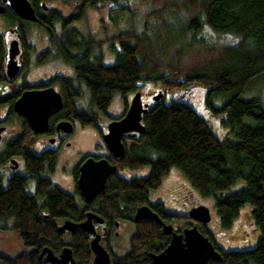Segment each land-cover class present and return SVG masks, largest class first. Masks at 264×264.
Instances as JSON below:
<instances>
[{
    "label": "trees",
    "instance_id": "16d2710c",
    "mask_svg": "<svg viewBox=\"0 0 264 264\" xmlns=\"http://www.w3.org/2000/svg\"><path fill=\"white\" fill-rule=\"evenodd\" d=\"M29 1L35 4L39 0ZM74 1V13L63 15L50 9L39 19L55 57L73 70L72 78L57 75L54 80L63 98L57 118L98 128V114L105 113L114 94L126 97L138 92L140 84L152 82L160 86L163 96L153 99L144 114V132L122 138L124 158L115 159L109 153L104 156L117 171L89 204L81 199L78 203L75 196L54 187L49 178L39 177L43 171H52L55 154L23 151L26 141L20 138L7 145L0 166L20 153L28 175L4 180L0 174V221L10 222L22 244L14 257L0 253V264H46L39 258L43 248L58 255L64 247L71 250L75 264H92L86 233L57 231L59 221L78 223L89 212L108 224L128 220L135 225L129 250L124 255L113 254L111 264H154L150 255L164 251L170 237L155 220L134 221L136 209L144 205L169 224H183L184 228L197 225L214 243L204 224L169 213L161 202L150 203V191L160 187L172 168H177L202 197L215 198L224 230L231 229L241 207H253L254 223L260 231L256 245L229 251L216 247L222 261L210 260L208 264H264V101L243 97L250 82L264 71V0H143L151 5L147 19L153 22L146 20L143 29L132 26L112 36L107 45L113 54L110 61L92 57L94 41L90 35L77 32L73 24L83 18L85 10L101 7H108L111 15L134 17L130 1ZM206 30L234 41L211 39ZM50 54L47 49L41 58ZM195 86L205 88L206 109L210 116L221 117L233 139L218 138L208 120L187 101H165L167 93ZM144 167L149 172L143 177L128 179L120 174ZM77 175L78 166L73 171L74 182ZM33 178L40 202L25 189L26 181ZM240 180L246 185L226 194Z\"/></svg>",
    "mask_w": 264,
    "mask_h": 264
},
{
    "label": "rangeland",
    "instance_id": "374dc122",
    "mask_svg": "<svg viewBox=\"0 0 264 264\" xmlns=\"http://www.w3.org/2000/svg\"><path fill=\"white\" fill-rule=\"evenodd\" d=\"M129 1L132 11L135 12L134 17L130 14L111 15L108 7H101L98 10H85L83 18L73 24L77 32H80L84 36L90 35L94 41L95 44L91 52L92 57L102 56L105 61H110L111 55L113 54L109 53L107 46L108 40L121 31H127L132 26L137 29H143L146 20H151L147 19L149 12L152 10L150 3L143 0ZM45 4L57 9L63 15L74 13L76 7L74 0H53L46 1ZM6 28V25L0 21V34L4 35ZM206 33L211 39L234 41L233 38L218 36L208 30H206ZM30 39L31 41L37 42L38 48H44L48 44L47 40H45L44 33L37 31L33 27ZM29 74L31 80L48 79L54 74H61L65 77L72 78L73 70L70 65L57 58L40 66L32 65ZM159 91L160 86L158 84L146 82L140 84L138 93H141L143 104L151 105L154 102L153 97ZM82 92L84 95L83 98L87 99L86 91L82 89ZM205 94L206 90L201 86H195L188 90L176 89L166 94L165 101L169 103L173 98H181L187 101L200 115L208 120L218 138L233 139L229 135V129L223 126L221 117L210 116L204 104ZM134 96L135 93L127 94L126 97L120 94H114L105 113L98 114V128L89 125L82 126L74 121L73 131L66 144L57 151L54 173L45 172L43 173V177L49 178L63 192L75 196V199L79 203L80 197L75 193V182L73 179L74 168L84 156L102 157L108 153L102 140V133L104 134L106 132L107 124L111 118H118L124 114L126 105L128 104L129 106L131 104ZM243 97L246 99L256 97L264 101V71L250 82L246 91L243 93ZM219 103L220 101L218 100L217 104L219 105ZM1 114L2 111L0 112ZM16 126L14 123L10 126V128H13L14 135L18 132ZM32 146L40 147L41 145L35 143ZM7 169L6 167L2 171ZM148 172L149 168L144 167L138 170H124L120 174L129 179L132 177L146 176ZM245 185V181L240 180L226 194L235 192ZM149 200L151 204L161 202L169 213L186 216H188L193 208L201 206L207 207L211 215V220L204 225L212 234L216 247L225 251L253 248L260 237V231L257 229L253 219V207L250 204L241 207L239 216L234 221L231 229L224 230L219 223L215 207V198L202 197L190 186L187 179L177 168H172L169 171L168 175L162 179L160 187L150 191ZM119 223V231L116 230L113 233L110 240V247L114 254L124 255L129 250L130 237L135 231V225L133 222L127 220H121ZM173 226L178 230L184 228L183 224L178 223ZM21 250L22 244L16 233L10 228V222L0 221V253L8 257H14Z\"/></svg>",
    "mask_w": 264,
    "mask_h": 264
},
{
    "label": "water",
    "instance_id": "95a60500",
    "mask_svg": "<svg viewBox=\"0 0 264 264\" xmlns=\"http://www.w3.org/2000/svg\"><path fill=\"white\" fill-rule=\"evenodd\" d=\"M8 2L11 10L21 19L31 22L36 21V16L28 0H2ZM2 7H0V12ZM7 69L10 76L16 71L14 57L17 54L16 42L9 45ZM163 96L159 92L153 97L154 101ZM149 105L143 104L141 93L136 92L124 115L111 120L106 127V133L102 135V140L109 154L115 159H122L125 156V145L122 138L126 135L144 132L142 119L147 113ZM62 108L60 94L49 87L44 90L26 91L15 101L13 110L23 117L30 129L35 134L43 133L47 130L48 119ZM65 132H71L72 125L68 122H60L58 128ZM15 168L16 162L11 160ZM117 171L115 165L110 164L106 158L86 157L79 165L78 176L75 180V189L84 204L92 203L103 191L106 180ZM188 217L194 221L207 224L211 220L209 209L205 206L193 208ZM134 221L142 219L155 220L162 224V233L170 236L168 246L160 254H151L154 264H208L210 260L222 261L220 252L208 236H205L197 227L186 228L182 233H177L173 225L165 224L149 205H144L136 209ZM94 223H103V220L94 213L85 214V219L81 222L63 220L57 226V231L62 234L69 232L74 234L77 231L84 232L91 236L89 247L92 253V264H110V257L106 249L100 244V234L94 229ZM103 234H105L103 232ZM49 264H75L71 250L64 247L58 255L47 248L40 252V258Z\"/></svg>",
    "mask_w": 264,
    "mask_h": 264
},
{
    "label": "flooded vegetation",
    "instance_id": "af4514ba",
    "mask_svg": "<svg viewBox=\"0 0 264 264\" xmlns=\"http://www.w3.org/2000/svg\"><path fill=\"white\" fill-rule=\"evenodd\" d=\"M29 1V0H28ZM30 2V1H29ZM46 1L39 0L38 3L31 4V7L34 11L36 16V21L31 22L28 20L21 19L18 17L10 8L8 2H3L0 0V7H2V11L0 12V21L6 25V32L5 34H0L1 39V49H0V157L3 155L7 145L14 140L15 138H20L22 141L25 139V144L21 146L23 151L31 150L37 155H41L43 152L48 151L56 155L55 165L57 160V151L66 144L69 136L73 131V122L68 120H61L57 118L59 112L53 114L48 119V127L47 130L43 133L35 134L30 129L27 121L19 116L14 110L13 105L15 101H17L22 93L26 91H35V90H44L46 88H53L55 91L59 93V86L56 82H54L57 75L61 74H54L48 79H39V80H31L29 70L31 69L32 65L40 66L44 63L57 59L55 57V50L52 48V45L47 39V36L44 33V30L39 25L40 17H44L48 10L54 9L45 4ZM57 10V9H54ZM32 27L36 28L37 31L43 32L47 40V46L44 48H38L36 41H31L30 36L32 33ZM2 33V32H1ZM8 34V36H6ZM38 35V34H36ZM13 41L16 42L17 47V54L14 57V62L16 65V71L13 73L12 76L8 74L7 69V62H8V54H9V45ZM47 49L51 50V54L46 59H42L41 56L45 54ZM60 94V93H59ZM62 99L63 105V98L60 94ZM62 109V108H61ZM115 118L110 119L113 120ZM14 120V121H13ZM60 122H68L72 125L71 132H65L60 128H58V124ZM14 123L18 132L13 133V128H10L11 124ZM20 131V132H19ZM30 132V134H29ZM106 133V132H105ZM103 135V133H102ZM40 144V147H35L32 145ZM38 152H37V151ZM108 154V153H107ZM106 154V155H107ZM105 155V156H106ZM88 157V156H87ZM93 157V156H91ZM104 157V156H102ZM99 158V157H94ZM85 158H82L78 163V168L80 163ZM11 160L16 162L15 168L12 169V164L10 163ZM52 171H43L39 173V177H43V173H54V168ZM8 168L7 170L2 171L4 168ZM0 174L3 176L4 180L12 177L14 175H19L23 177H27L28 173L25 171L23 166V159L20 153H16L12 157H9L4 163L0 166ZM78 176V175H77ZM51 182V180H50ZM51 184L54 187H57L52 182ZM25 189L27 193L34 197L37 202H40V199L36 195V179H28L25 184ZM160 218V217H159ZM161 219V218H160ZM103 223H94V229L97 234H100V244L106 249L110 257V264L111 258L114 254L110 247V240L112 238L113 233L118 230L120 221L113 220L110 224L106 222L104 219ZM162 220V219H161ZM128 221V220H127ZM63 220L58 222V225L62 223ZM165 224H169L165 221H162ZM160 224V223H159ZM173 223L171 225H174ZM57 225V224H56ZM162 225V224H161ZM174 227V226H173ZM189 228V227H186ZM178 230L174 227V230L177 233H182L184 229ZM103 232L105 234H103ZM69 233V232H64ZM88 235V234H87ZM89 239L91 236L88 235ZM170 237V236H169ZM57 255V253L55 254ZM116 255V254H114ZM40 256V254H39ZM40 258V257H39ZM40 259L44 260V256ZM45 262V260H44ZM46 263V262H45ZM49 264V263H46ZM57 264V263H56Z\"/></svg>",
    "mask_w": 264,
    "mask_h": 264
},
{
    "label": "clouds",
    "instance_id": "9594fccd",
    "mask_svg": "<svg viewBox=\"0 0 264 264\" xmlns=\"http://www.w3.org/2000/svg\"><path fill=\"white\" fill-rule=\"evenodd\" d=\"M216 246V245H215Z\"/></svg>",
    "mask_w": 264,
    "mask_h": 264
}]
</instances>
